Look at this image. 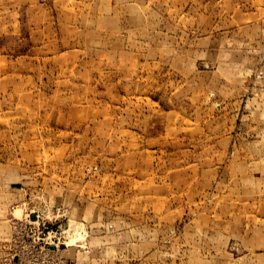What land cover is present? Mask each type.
<instances>
[{"label":"rangeland","instance_id":"374dc122","mask_svg":"<svg viewBox=\"0 0 264 264\" xmlns=\"http://www.w3.org/2000/svg\"><path fill=\"white\" fill-rule=\"evenodd\" d=\"M0 264H264V0H0Z\"/></svg>","mask_w":264,"mask_h":264},{"label":"bare ground","instance_id":"6f19581e","mask_svg":"<svg viewBox=\"0 0 264 264\" xmlns=\"http://www.w3.org/2000/svg\"><path fill=\"white\" fill-rule=\"evenodd\" d=\"M71 244H73V243H71Z\"/></svg>","mask_w":264,"mask_h":264}]
</instances>
